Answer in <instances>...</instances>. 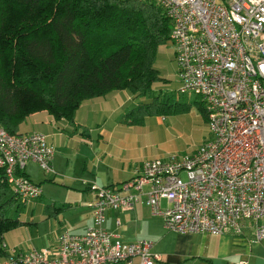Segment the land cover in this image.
<instances>
[{"label": "built area", "instance_id": "built-area-1", "mask_svg": "<svg viewBox=\"0 0 264 264\" xmlns=\"http://www.w3.org/2000/svg\"><path fill=\"white\" fill-rule=\"evenodd\" d=\"M151 1L171 23L177 91L200 99L210 138L192 155L148 159L130 179L92 184L84 232L65 229L54 250L33 248L2 264H154L152 241L125 242L103 227L108 210L138 202L179 234H239L248 221L253 241L264 240V0ZM53 157L44 134L0 125V169L20 203L41 192L25 174L27 162L48 174Z\"/></svg>", "mask_w": 264, "mask_h": 264}, {"label": "trees", "instance_id": "trees-1", "mask_svg": "<svg viewBox=\"0 0 264 264\" xmlns=\"http://www.w3.org/2000/svg\"><path fill=\"white\" fill-rule=\"evenodd\" d=\"M170 29L151 0H0V125L16 133L39 110L72 121L83 100L116 89L146 95ZM154 98L124 118L142 124L170 108ZM7 188L0 169V238L20 224L9 215L17 197L3 198Z\"/></svg>", "mask_w": 264, "mask_h": 264}, {"label": "crops", "instance_id": "crops-1", "mask_svg": "<svg viewBox=\"0 0 264 264\" xmlns=\"http://www.w3.org/2000/svg\"><path fill=\"white\" fill-rule=\"evenodd\" d=\"M144 96L116 89L85 99L73 112L72 121L56 119L46 110L25 117L16 133L39 132L46 136L54 148V172L48 173L45 180L71 194L41 209L38 219L29 212L13 216L20 224L1 236L0 264L32 248L54 250L58 234L65 229L84 232L92 223V184L120 183L134 177L143 161L165 158L151 140L155 131L146 125L149 117L142 124L124 118L127 111L146 102ZM28 164L37 165L32 161ZM26 166L25 174L40 186L42 181L34 180ZM19 204L24 205L17 201L15 210ZM161 206H166L164 199ZM39 221L49 228L42 236L35 233ZM103 227L125 242L152 241L151 251L159 256L154 264H264V240L253 241L254 227L248 221L239 234L231 230L217 235L179 234L165 229L161 217L152 215L144 202H138L130 209L108 210ZM12 248L15 252L10 251Z\"/></svg>", "mask_w": 264, "mask_h": 264}, {"label": "rangeland", "instance_id": "rangeland-1", "mask_svg": "<svg viewBox=\"0 0 264 264\" xmlns=\"http://www.w3.org/2000/svg\"><path fill=\"white\" fill-rule=\"evenodd\" d=\"M174 45L170 42L162 44L156 51L154 65L158 70L159 79L151 85V90L144 96V101L154 98L153 102L158 100L162 103L166 100L170 108L160 114H152L146 125L155 131L153 139L156 143L157 151L160 156L168 159L172 156L181 158L192 155L196 149L210 138V132L202 112L200 99L193 94H182L177 91L176 66L173 58ZM26 171L34 180L42 181L40 189L42 195L36 200H30L24 205L19 204L17 210L14 206L9 211V215L16 216L20 213L22 216L32 213V217L38 219V214L44 207L52 202H61L66 200L68 194L62 188L53 185L45 180L48 174H45L35 164H28ZM37 181V182H38ZM12 191L8 187L2 192L3 198L11 195ZM48 226L39 221L36 234L42 236L46 234ZM33 249V248H32ZM31 250V249H30Z\"/></svg>", "mask_w": 264, "mask_h": 264}]
</instances>
